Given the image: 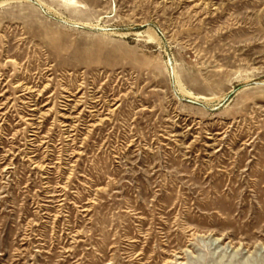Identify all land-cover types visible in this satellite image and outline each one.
<instances>
[{
	"label": "rangeland",
	"instance_id": "obj_1",
	"mask_svg": "<svg viewBox=\"0 0 264 264\" xmlns=\"http://www.w3.org/2000/svg\"><path fill=\"white\" fill-rule=\"evenodd\" d=\"M0 264H264V0H0Z\"/></svg>",
	"mask_w": 264,
	"mask_h": 264
}]
</instances>
